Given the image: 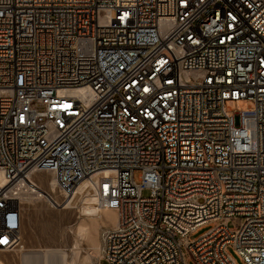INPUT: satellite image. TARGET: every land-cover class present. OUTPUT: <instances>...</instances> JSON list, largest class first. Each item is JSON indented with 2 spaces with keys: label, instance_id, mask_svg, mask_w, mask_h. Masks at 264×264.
Segmentation results:
<instances>
[{
  "label": "built area",
  "instance_id": "2783aa9c",
  "mask_svg": "<svg viewBox=\"0 0 264 264\" xmlns=\"http://www.w3.org/2000/svg\"><path fill=\"white\" fill-rule=\"evenodd\" d=\"M27 197L114 211L98 264H264V0H0V253Z\"/></svg>",
  "mask_w": 264,
  "mask_h": 264
},
{
  "label": "rangeland",
  "instance_id": "374dc122",
  "mask_svg": "<svg viewBox=\"0 0 264 264\" xmlns=\"http://www.w3.org/2000/svg\"><path fill=\"white\" fill-rule=\"evenodd\" d=\"M228 108L235 114L247 111L254 107L253 102L249 100H239L236 102H229ZM141 171L135 172V180L141 184ZM47 190L52 193V188L47 186ZM145 197L150 195V191L145 189L143 191ZM85 215V207L81 206L77 211L62 210L60 208L52 207L48 201L39 199L28 201L25 206V221L22 230L23 247L18 249L15 253H0V264H22L20 250H42L47 248L64 249L70 252L75 247V228L78 223L82 221ZM110 226V225H109ZM99 230V238L102 245L99 257L92 259L90 264H98L102 257L103 251V232L106 227ZM212 224H206L199 227L191 236V240H197L199 237L212 229ZM229 227H233L230 223ZM80 252L82 255L91 253L92 249L87 240H81ZM229 255L236 261L237 264H244L241 256L232 248L228 247ZM189 264H196L191 261Z\"/></svg>",
  "mask_w": 264,
  "mask_h": 264
},
{
  "label": "bare ground",
  "instance_id": "6f19581e",
  "mask_svg": "<svg viewBox=\"0 0 264 264\" xmlns=\"http://www.w3.org/2000/svg\"><path fill=\"white\" fill-rule=\"evenodd\" d=\"M51 179V178H50ZM39 181H45L44 177H39ZM47 182V181H46ZM52 188L55 193V183L51 179L43 188ZM47 190V189H46ZM48 192L49 189L47 190ZM51 193V192H50ZM39 200L34 197L24 199V208L28 201ZM47 201V200H46ZM85 215L75 228V247L70 251L64 249L47 248L42 250H20L22 264H90L93 258L99 257L102 245L99 238V230L104 226H116L118 217L114 211L100 210L93 203H86ZM107 228V227H106ZM81 240H87L92 249L91 253L82 255L80 252ZM100 260V259H99Z\"/></svg>",
  "mask_w": 264,
  "mask_h": 264
}]
</instances>
